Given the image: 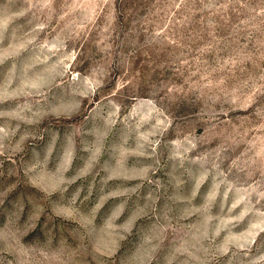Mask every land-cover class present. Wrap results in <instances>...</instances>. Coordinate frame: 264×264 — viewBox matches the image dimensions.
I'll use <instances>...</instances> for the list:
<instances>
[{
    "label": "rangeland",
    "instance_id": "rangeland-1",
    "mask_svg": "<svg viewBox=\"0 0 264 264\" xmlns=\"http://www.w3.org/2000/svg\"><path fill=\"white\" fill-rule=\"evenodd\" d=\"M0 264H264V0H0Z\"/></svg>",
    "mask_w": 264,
    "mask_h": 264
}]
</instances>
